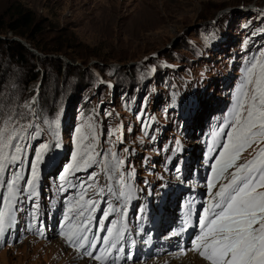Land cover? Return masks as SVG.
<instances>
[{"label": "rangeland", "instance_id": "obj_1", "mask_svg": "<svg viewBox=\"0 0 264 264\" xmlns=\"http://www.w3.org/2000/svg\"><path fill=\"white\" fill-rule=\"evenodd\" d=\"M17 7L35 15L37 41L62 52L42 54L13 32L0 33V41L28 51L19 57L0 43V116L11 110L21 124L36 126L27 130L36 134L22 162L5 174V184L13 172L21 179L14 222L0 237V264H95L61 239L28 233L24 217L47 184V197L70 181L94 198L129 193L127 186L141 195L177 139L200 146L205 134L198 133L207 123H225L246 62L264 51V0H0L1 21L9 22ZM92 51L98 57H89ZM79 53L88 55L84 62L73 59ZM56 57L61 64L50 60ZM33 75L39 80L31 82ZM89 146L101 163L68 169L74 156L87 158ZM256 149L243 152L240 164ZM41 151L31 195L26 184ZM111 154L123 161L118 169ZM7 195L0 187V211Z\"/></svg>", "mask_w": 264, "mask_h": 264}, {"label": "snow or ice", "instance_id": "obj_2", "mask_svg": "<svg viewBox=\"0 0 264 264\" xmlns=\"http://www.w3.org/2000/svg\"><path fill=\"white\" fill-rule=\"evenodd\" d=\"M21 118L22 116L11 110L0 116V187L6 188L8 193L4 198V210L0 211V237L4 236L14 222L15 204L20 194V175L13 172L5 184V174L10 166L15 167L22 162L27 150L26 141L36 134L27 131L36 126L32 123L21 124ZM49 127H52V123H49ZM225 128L229 129L226 133ZM219 134L223 135L224 143L220 146L222 150L216 160L219 167L213 166V172L227 182L221 184L213 201L204 209V216L199 221L202 231L193 241V250L209 264H264V148L259 147L264 143V51L246 62L244 77L234 96L232 110L219 129ZM92 139H95L94 134ZM253 145H257L253 158L237 165L241 154ZM42 147L47 149L48 145ZM42 155V151L37 152L31 166V178L26 184L31 195H35L38 164ZM111 155L116 159L113 168L118 169L123 161L115 157V154ZM84 156L87 158L77 159L74 156V164H70L68 169L74 171L101 163L92 155L91 146ZM102 159L108 160V156L105 155ZM105 167L107 169L108 165ZM230 168L235 170L230 173V177L225 176ZM92 178L94 177H90ZM214 186V183L208 185L209 188ZM109 191H112L111 188ZM97 194H103V189H99ZM85 195L86 189L77 202L75 215L78 222L71 223L69 232H62L61 235L66 236L70 246L84 249V255L100 261V264H107L105 258L116 248L123 230L114 234V220L110 221L112 227L105 228L104 219L108 217L109 211H104L103 219L92 224L99 201L86 200ZM120 195L130 198V193L121 192ZM106 203L111 210V204L107 201ZM93 227L97 232H105L106 235L100 237L93 233ZM114 235L115 240H110ZM98 243L106 247L97 248ZM118 251L123 252V248ZM93 252L97 254L93 255Z\"/></svg>", "mask_w": 264, "mask_h": 264}, {"label": "trees", "instance_id": "obj_3", "mask_svg": "<svg viewBox=\"0 0 264 264\" xmlns=\"http://www.w3.org/2000/svg\"><path fill=\"white\" fill-rule=\"evenodd\" d=\"M14 15H12V17H10L9 22H3L0 19V33L3 31H11L13 32L15 35H18L26 40H28L32 46L37 49L38 51H40L42 54H46V55H50V54H58L60 52H62V48L58 47L56 49H51V50H47L45 46H43L39 41H37L36 39V35L39 32V25L36 24V17L34 14L28 12L25 13V10L21 7H17L14 11ZM0 43L5 44L6 45V49L9 51V53H13L14 55H17L19 57H23L25 58V53L27 54L28 51L26 50V48L19 42L16 41H0ZM81 51L79 52H83V49H80ZM84 51L88 52L89 49H86V47L84 48ZM30 54V53H29ZM89 54V53H88ZM32 55V54H30ZM79 55L78 57H74L73 59L76 60H82L84 62L85 56H88L87 54H82L79 53L77 54ZM98 57V55H95L93 53V51L89 54V57ZM88 57V58H89ZM71 59V58H70ZM51 61H55L58 62L59 64L62 63L61 59H55V58H50ZM72 68H69V70H71ZM75 69V68H74ZM72 71V70H71ZM80 73H84L83 71H80ZM39 80L38 75L36 76H32L31 78V82H35Z\"/></svg>", "mask_w": 264, "mask_h": 264}, {"label": "bare ground", "instance_id": "obj_4", "mask_svg": "<svg viewBox=\"0 0 264 264\" xmlns=\"http://www.w3.org/2000/svg\"><path fill=\"white\" fill-rule=\"evenodd\" d=\"M129 192V191H128ZM133 192L135 194L139 195V192L133 189ZM140 196V195H139ZM131 197H135L134 195ZM163 220H166L167 224H170L169 218H164ZM91 263H93L91 261ZM149 264H208L205 261H202L199 259L195 254H190L186 258L177 259L174 256H167V254L163 255V257H160V259H150ZM96 264V263H95Z\"/></svg>", "mask_w": 264, "mask_h": 264}, {"label": "water", "instance_id": "obj_5", "mask_svg": "<svg viewBox=\"0 0 264 264\" xmlns=\"http://www.w3.org/2000/svg\"><path fill=\"white\" fill-rule=\"evenodd\" d=\"M26 46H28V45H26ZM56 58H61V57H56Z\"/></svg>", "mask_w": 264, "mask_h": 264}]
</instances>
